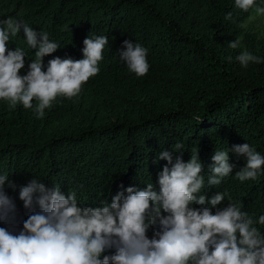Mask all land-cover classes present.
<instances>
[{"label":"trees","instance_id":"16d2710c","mask_svg":"<svg viewBox=\"0 0 264 264\" xmlns=\"http://www.w3.org/2000/svg\"><path fill=\"white\" fill-rule=\"evenodd\" d=\"M248 14L234 0H0V19H22L59 42L44 57L45 69L55 56L82 58L90 32L109 38L100 71L78 98L58 97L42 118L0 100V172L15 185L6 182L5 191L17 205L14 219L0 220V226L23 227L30 210L19 189L34 177L49 187L59 184L66 194L75 190L81 203L95 207L110 202L121 185L144 188L152 180L158 188V173L168 162L157 157L165 149L188 161L196 147L206 176L217 147L248 142L264 154V62L242 67L235 59L242 48L228 47ZM10 39L9 49L26 52V74L35 50L23 30ZM126 39L148 49L144 76L120 59ZM248 49L264 57V43ZM229 156L233 174L204 191L211 197L226 189L258 218L264 214V173L241 182L234 174L245 159L234 151ZM158 227L149 229V237Z\"/></svg>","mask_w":264,"mask_h":264},{"label":"clouds","instance_id":"9594fccd","mask_svg":"<svg viewBox=\"0 0 264 264\" xmlns=\"http://www.w3.org/2000/svg\"><path fill=\"white\" fill-rule=\"evenodd\" d=\"M234 5L249 12L248 20L264 16V0H234ZM227 15L232 17L231 12ZM241 26L246 28L247 23ZM21 30L35 50L26 74H21L25 50L7 47ZM108 44V36L90 32L83 41L82 58L55 56L45 69L44 57L60 48L59 42L22 19H0V100L10 109L22 104L42 118L58 97H79L84 84L100 71ZM123 45L118 53L128 70L138 77L147 74L148 49L130 39ZM228 47L242 48L235 57L242 67L264 62V57L242 46L240 36ZM174 147L183 146L177 142ZM230 151L245 159L234 174L239 181L264 173V154L245 142L231 149L217 147L207 176L196 147L188 161L182 156L174 159L165 149L157 157L168 162L158 173V188L152 180L144 188L121 185L110 202L102 200L95 207L81 203L75 190L66 194L59 184L49 187L34 177L19 189L24 208L30 210L23 227L15 231L0 226V264H264V231L257 227L264 225V214L254 218L226 189L211 197L204 191L206 185L218 186L233 174ZM6 182L15 188L0 172V220L8 222L17 205L5 191ZM224 201L229 203L217 207ZM110 249L114 251L106 254Z\"/></svg>","mask_w":264,"mask_h":264},{"label":"rangeland","instance_id":"374dc122","mask_svg":"<svg viewBox=\"0 0 264 264\" xmlns=\"http://www.w3.org/2000/svg\"><path fill=\"white\" fill-rule=\"evenodd\" d=\"M249 14L246 16L243 23H247V27L241 26V32L238 36L242 37V46L248 48L250 45H254L260 48L264 43V16H259L254 20H248Z\"/></svg>","mask_w":264,"mask_h":264}]
</instances>
